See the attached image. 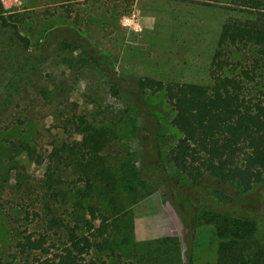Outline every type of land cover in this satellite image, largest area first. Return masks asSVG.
I'll list each match as a JSON object with an SVG mask.
<instances>
[{
    "label": "trees",
    "instance_id": "trees-1",
    "mask_svg": "<svg viewBox=\"0 0 264 264\" xmlns=\"http://www.w3.org/2000/svg\"><path fill=\"white\" fill-rule=\"evenodd\" d=\"M240 1L248 15L231 17L222 24L210 83L118 74L112 54L101 51L77 28L66 24L47 30L44 42L31 48L30 38L21 33L17 19H8L13 16L5 14L0 1V23L11 32L16 61L6 83V96L31 63L68 49L75 53L73 62L103 72L109 90L127 100L128 115L138 120V130L157 123L155 114L147 110V97L165 95L174 110L172 124L181 133L169 148L168 159L186 180L181 182L178 175L169 178L163 163L147 173L141 167V157L136 160L140 167L131 158L115 165L101 152L112 131L91 124L83 113L68 111L61 127L79 141L53 143L46 157L22 143L29 156L47 159L44 185L53 195V202L44 200L43 211L33 212L43 230H26L16 242L15 251L24 264H98L91 254L115 251V236L124 233L125 227L123 240L128 241L133 229L121 210L119 193L128 189L139 195L151 178L165 187L183 217L188 244L183 261L170 239L158 240V264H194L191 250L201 222L215 226L218 264H264V239L258 234V217L264 215V91L262 97L252 92L263 83L259 79H264L259 65L264 61V0ZM249 44L259 48L260 59L255 58L251 70L235 72L231 66L235 49ZM54 45L59 48L54 50ZM140 135L139 131L133 136L139 144ZM138 153L149 160L151 149ZM105 199L110 208L102 206ZM30 216L31 211L26 210V219ZM95 216L103 221L96 223ZM102 264L107 262L102 260Z\"/></svg>",
    "mask_w": 264,
    "mask_h": 264
},
{
    "label": "rangeland",
    "instance_id": "rangeland-1",
    "mask_svg": "<svg viewBox=\"0 0 264 264\" xmlns=\"http://www.w3.org/2000/svg\"><path fill=\"white\" fill-rule=\"evenodd\" d=\"M14 3L10 7L3 4L5 14H12L13 18L8 19H17L21 33L31 40V48L44 42L47 30L66 24L77 28L101 51L112 54L118 74L199 83L212 81L210 66L222 24L231 17L248 15L240 0H134L132 3L131 0H20ZM11 37V32L0 23V264H24L21 254L15 251L16 242L26 230L28 233L43 230L40 218L33 212L43 211L44 200L52 201L53 195L44 185L47 159L29 156L22 143L35 147L45 156L53 143L79 141L78 136L61 127V119L68 111L83 113L91 124L112 131L101 152L108 154L115 165L131 158L140 167L136 160L141 157V167L147 173L163 163L169 178L178 175L181 182L186 180L168 159V150L181 133L172 124L174 110L164 94L147 97V110L155 114L157 123L153 128L138 130V120L128 115L127 100L109 90L103 72L81 67L72 60L75 53L57 50L59 47L54 45L57 51L31 63L6 96V83L16 62ZM258 51L253 44L235 49L231 65L234 71L252 67L255 58L260 59ZM259 65L264 72V61ZM261 79L259 89L252 92L262 97L264 79ZM139 131L140 144L138 138L133 140ZM148 149L149 152L151 149L149 160L138 153ZM151 179L139 195L129 193L128 189L119 193L121 210L133 229L128 241L123 240V234H127L125 227L124 233L115 236V251L93 252L90 258L98 264L102 260L107 264H158V240L165 238L179 248L183 261L186 259L188 244L183 217L165 187ZM63 188L67 190L66 185ZM101 204L111 207L107 199ZM26 210L31 211L30 220L26 219ZM95 221L99 224L103 219L95 216ZM258 234L264 239V215L258 217ZM193 241L194 264H218L219 239L213 223L198 224Z\"/></svg>",
    "mask_w": 264,
    "mask_h": 264
},
{
    "label": "built area",
    "instance_id": "built-area-1",
    "mask_svg": "<svg viewBox=\"0 0 264 264\" xmlns=\"http://www.w3.org/2000/svg\"><path fill=\"white\" fill-rule=\"evenodd\" d=\"M1 1L3 2V4L6 7H10V6L14 5L15 4L14 2L20 3V0H15V1L14 0H1ZM126 20L127 21L130 20V17H127Z\"/></svg>",
    "mask_w": 264,
    "mask_h": 264
}]
</instances>
